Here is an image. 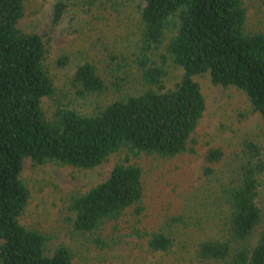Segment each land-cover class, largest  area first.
I'll return each mask as SVG.
<instances>
[{
  "label": "trees",
  "instance_id": "trees-1",
  "mask_svg": "<svg viewBox=\"0 0 264 264\" xmlns=\"http://www.w3.org/2000/svg\"><path fill=\"white\" fill-rule=\"evenodd\" d=\"M25 1L0 0V264H72L67 245H58L48 255L46 236L19 221L29 198L20 178L26 158L35 165L59 162L86 169L119 150L126 151L124 161L115 163L106 179L70 198L68 222L100 248L120 233L144 241L150 250L168 251L173 239L143 223L144 171L129 158L196 155L194 133L206 104L195 75L208 73L214 85L241 89L264 119V33L245 30L242 0H140L141 31L133 63L143 89L91 113L56 105L52 118L46 119L42 98L56 91L44 65L41 37L17 26ZM65 9L64 0H55L53 24ZM166 59L183 69L172 88L163 82ZM71 83L77 96L107 88L90 62L77 66ZM244 148L245 161L221 192L229 238L199 241L195 252L201 260L264 264V228L256 243L248 244L263 222L257 202L264 172L262 146L246 140ZM222 157L221 148L209 147L205 172L211 173V165Z\"/></svg>",
  "mask_w": 264,
  "mask_h": 264
},
{
  "label": "rangeland",
  "instance_id": "rangeland-1",
  "mask_svg": "<svg viewBox=\"0 0 264 264\" xmlns=\"http://www.w3.org/2000/svg\"><path fill=\"white\" fill-rule=\"evenodd\" d=\"M242 1L246 10L245 30L264 33V0ZM64 2V14L53 24L55 0H26L24 15L17 23L23 32L38 34L45 46L44 65L56 91L53 97L42 98L46 119L52 118L56 105L91 113L144 87L133 63L140 39L142 1ZM158 53L163 54V49ZM62 58H66L64 64L59 62ZM154 58L160 64L159 56ZM83 62L96 67L106 83L103 92L76 95L71 79ZM163 68L165 86L174 87L183 69L170 59H166ZM193 79L199 84L206 104L194 133L196 155L165 159L141 155L128 161L140 165L144 171L143 223L168 234L173 246L166 252L153 251L144 241L119 233L110 236L108 246L100 248L88 235L72 230L67 219L70 198L106 179L113 165L124 161L126 151L119 150L86 169L59 162L35 165L29 158L24 160L20 178L28 187L29 198L19 221L46 236V254L65 244L72 250V264H223L199 259L195 249L206 238H229L227 209L221 192L247 157L246 140L262 146L264 158V119L241 89L214 85L208 73L195 75ZM209 147L221 148L223 157L211 165V173H206L204 154ZM259 180L257 202L263 222L248 241L250 246L264 228V172ZM233 245L238 243L233 241Z\"/></svg>",
  "mask_w": 264,
  "mask_h": 264
}]
</instances>
